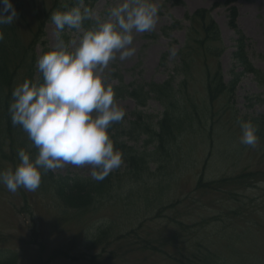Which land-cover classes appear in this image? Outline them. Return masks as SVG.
Segmentation results:
<instances>
[{
  "label": "rangeland",
  "instance_id": "obj_1",
  "mask_svg": "<svg viewBox=\"0 0 264 264\" xmlns=\"http://www.w3.org/2000/svg\"><path fill=\"white\" fill-rule=\"evenodd\" d=\"M19 1L17 21L21 31L14 38L23 46H31L38 40L33 49L39 58L55 46L52 13L64 2L67 10L76 6V0ZM121 2L85 1L94 15L83 30L94 28L97 16L107 18L109 10ZM154 3L159 9L155 27L134 33L135 54L125 61L117 56L102 75L107 77L109 86L118 85L110 80L112 74L120 75L127 84L133 80L142 84L171 82L180 51L186 79L182 82L183 77H176L171 83L175 87L180 81L176 93L180 95L178 107L183 111V134L174 158L161 166L148 165V173L143 174L150 183L148 188H138L132 194L127 189L123 198L116 195L115 200L104 203L87 217L57 208L58 202L49 191L36 190L29 198L26 195L21 198L0 184V252L11 251L18 257L9 264H178L176 261L183 256L174 249L177 245L184 255L194 259L191 260L194 264L204 263L202 260H206L204 264H264V138L258 137L255 147L240 142V121L264 120V102L256 99L264 90L256 86L251 75L241 72L233 55L241 34L246 39L247 62L264 75V0H154ZM82 35V31L67 28L61 34L69 50L78 46ZM170 50L175 51V56ZM18 51L10 48L5 54L11 60ZM36 73L40 72L34 65ZM231 81H235V87L219 94L208 111L205 101L208 82L215 88L219 83ZM116 102L125 111L123 119L113 124L120 126L117 134L121 143L117 145L127 152L130 149L140 153L138 156L142 158V153L151 151L155 145L146 144L142 138L146 135L141 133L135 139L129 132L130 126H143L146 115L161 114L160 105L150 101L146 108L140 109L129 98ZM156 121L152 120L153 126ZM113 130L110 129V134L116 135ZM19 131L23 129L17 125L14 132ZM18 136L25 142L24 136ZM27 146L36 149L32 141ZM51 172L92 178L89 166L69 164ZM159 177L165 180L159 183L156 180ZM200 178L203 187L197 188ZM175 201L181 203L166 213L176 220L167 226L168 237L173 238L156 234L160 222H141L151 217L145 209L152 211ZM105 221L112 224L117 236L125 238L103 254L101 249L87 250L85 246L93 228ZM168 245H172V253ZM77 251L91 252L90 256L97 258L74 262L68 256ZM165 253L172 254L171 258Z\"/></svg>",
  "mask_w": 264,
  "mask_h": 264
},
{
  "label": "clouds",
  "instance_id": "obj_2",
  "mask_svg": "<svg viewBox=\"0 0 264 264\" xmlns=\"http://www.w3.org/2000/svg\"><path fill=\"white\" fill-rule=\"evenodd\" d=\"M158 11L154 0H122L107 18L97 16L96 26L89 30H83V22L92 18L94 10L85 0H76V6L67 11L52 13L55 46L36 62L43 82L25 80L11 93V123L22 127L38 152L33 159L21 149L15 170L0 171V184L8 191H36L43 172L69 164L89 166L96 181L121 166L123 154L114 148L108 130L123 119L125 111L102 74L117 56L125 61L135 54L134 33L151 31ZM17 19L11 0H0V28ZM66 28L83 32L74 50L62 39ZM4 39L0 30V42ZM170 54L176 53L170 50ZM240 126V142L255 147L257 127L251 121H240Z\"/></svg>",
  "mask_w": 264,
  "mask_h": 264
},
{
  "label": "trees",
  "instance_id": "obj_3",
  "mask_svg": "<svg viewBox=\"0 0 264 264\" xmlns=\"http://www.w3.org/2000/svg\"><path fill=\"white\" fill-rule=\"evenodd\" d=\"M11 3L19 13L21 2L19 0H11ZM64 3L60 4L57 11H67V6ZM85 21L83 22V25L85 24ZM40 28H42V26H40ZM0 30L5 33L4 41L0 42V171H7L9 169L14 171L16 166L20 163L17 155L19 150L23 149L26 153H29L33 159L37 155L38 150L29 149V146L27 145H29L31 141L24 130L19 131L17 134L14 132L17 125L11 123V116L9 113V105L12 102L11 93L15 87L22 84L25 80L34 82L43 81L41 73L34 74V65L37 66L36 62L38 58L35 56L33 48L35 42L38 40L33 41L31 46H29V44L27 46L19 44L14 38V34L21 31L20 23L18 21L11 25L2 26ZM9 34L12 37H10ZM38 35L39 32H36V37ZM236 45L237 52L233 55L234 58L239 61L240 66L243 69L242 73H249L252 75L258 88L264 89V75L253 69L247 62L245 42L241 36H239L236 41ZM10 48L19 49L17 57H13L11 60L5 54V51ZM27 51L30 53L25 55ZM177 71L178 75L184 78L181 81H185L186 74L184 73L183 62H180L177 65ZM113 77L119 78L117 75H114ZM170 80L173 81L174 78H171ZM207 85L205 101L207 102V110L209 111L219 94H223L225 90L231 91L235 87V81H231L228 84L219 83L215 88L210 86L209 82ZM112 89L115 93L116 101L131 98L138 103V106H142L148 99H153L162 106L163 112L160 119L155 122V126L152 125V120H155L156 118L152 115H146V122L143 126L134 124H131L130 126L131 128L129 129V132L135 137V139L141 133L146 135L145 137H142L147 141L146 144L155 145L151 151L143 152L142 158L140 157L141 155L138 156L140 153L134 152V150L130 149H128L127 152L125 147L117 145V143H121L118 141L119 134H117L120 126L116 124L115 126L112 125L110 127L111 131L115 129L113 131L116 134L112 135L110 134V129L108 130L110 138L114 143V148L119 149L122 152L123 163H126L127 165L114 169L104 180L96 181L93 178H84L70 174L54 175L51 171L42 173L41 184L37 190L40 191V193H46L49 191L50 195L53 196L58 203L60 202V204L57 203V208L65 211L71 210L83 217L91 215L104 203L115 200L116 195H118L119 198H123L124 192L127 189L129 190V194L138 191V188H143V190H145L148 184H150L144 178L145 175L143 176L145 172L148 173V165L153 164L155 166H161L163 163L171 161L172 158H174L173 154L176 145L182 140L180 138L183 134L181 131L183 128V111H180L178 107L179 96L176 94L177 86L174 87L173 84L168 81L161 85H131L129 87L119 85L117 87H112ZM256 99L263 103L264 94L258 95ZM137 115L140 116L141 112H138ZM250 121L258 129L256 133L257 136L259 138H264V120L259 118ZM18 135L24 136L25 142ZM150 175L152 174H148V176ZM156 180H159V183H162V180H165V178L159 177ZM202 183V178H200L196 183L197 188L203 187ZM16 193L21 198H25L23 197L25 195L29 198L31 194H36V191H28L24 188H19ZM124 201L125 200H122L121 202ZM180 203L181 202L175 201L169 205L156 207L152 211H149L146 207L147 209H145V211L148 212L151 217L143 219L141 222H144V224L148 221L160 222L155 229L156 234L163 235L167 238H173V236L168 237L167 226L175 223L176 220L174 217L167 215L166 213L167 211H174L170 209L177 208ZM114 230L115 229L112 228V224L109 221L100 223L98 227L93 228V234L85 248L91 252L101 249L102 253L100 252V254L107 252L108 248L113 247L116 242L125 238V236H117ZM168 247L172 248V245H168ZM174 249L179 250L180 254L183 256V259H178L176 263L194 264V262L191 261L194 259L190 255H184L182 249L178 247V245ZM195 249L201 252L199 247H196ZM172 250L173 248L171 249V253ZM78 252L80 253L78 254ZM91 252H88L87 254V252L83 253L77 251L68 257L73 258L72 261L74 262L77 260L83 262L92 261L97 257H91ZM110 254L111 252H109L108 255ZM165 254L166 256H169V259L172 256V254ZM16 258L18 259L17 255L11 251L0 252V264H9L10 262L15 261ZM202 261H204V263L206 262V260ZM204 263L200 262L199 264ZM219 264H227V262H221Z\"/></svg>",
  "mask_w": 264,
  "mask_h": 264
}]
</instances>
